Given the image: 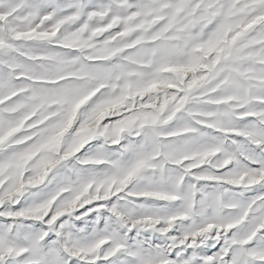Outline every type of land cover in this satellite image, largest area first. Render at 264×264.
I'll return each mask as SVG.
<instances>
[{"label": "snow or ice", "instance_id": "1", "mask_svg": "<svg viewBox=\"0 0 264 264\" xmlns=\"http://www.w3.org/2000/svg\"><path fill=\"white\" fill-rule=\"evenodd\" d=\"M0 264H264V0H0Z\"/></svg>", "mask_w": 264, "mask_h": 264}]
</instances>
